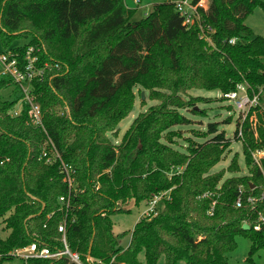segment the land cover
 Here are the masks:
<instances>
[{"label": "trees", "instance_id": "obj_1", "mask_svg": "<svg viewBox=\"0 0 264 264\" xmlns=\"http://www.w3.org/2000/svg\"><path fill=\"white\" fill-rule=\"evenodd\" d=\"M257 9L264 11V0H210L200 11L204 25L214 31L212 47L198 28L185 26L173 2L156 5L135 22L125 0H0L5 46L30 38L14 51L24 54L38 45L44 49L42 62L62 67L35 83L48 135L30 125L27 107L19 117L11 115L21 96L0 98V221L14 211L4 221L10 235L0 237V262L13 260V252L33 243L62 251L64 222L70 249L84 261L90 256L103 264H142L144 254L146 264L162 258L164 264H229L236 238L244 236L253 243L248 260L253 262L264 250V224L254 230L264 216V160L261 168L252 157L264 150V37L252 39L245 22ZM232 39L238 42L231 45ZM240 85H247L251 95L262 92L259 106L243 123V140L238 129L235 134L250 175L220 187L225 173L212 170L232 142L217 123L208 127L212 138L204 134V142L186 153L163 136L190 125L182 111L201 113L198 99L182 95L191 90L225 94ZM12 86L10 78L0 77V92ZM136 87L161 104L140 114L122 142L114 144L109 135H118L134 111ZM48 138L77 172L69 212L59 202L69 195L59 167L39 159ZM238 162L236 156L228 171L239 173ZM185 165L182 174L167 176ZM169 191L164 209L136 225L128 248L120 246L112 217L129 213L131 203L151 202ZM30 264L70 263L62 258Z\"/></svg>", "mask_w": 264, "mask_h": 264}, {"label": "rangeland", "instance_id": "obj_2", "mask_svg": "<svg viewBox=\"0 0 264 264\" xmlns=\"http://www.w3.org/2000/svg\"><path fill=\"white\" fill-rule=\"evenodd\" d=\"M172 1L173 0H143L141 4L137 5L134 0H125V4L128 9L135 11L133 20L135 22H139L146 18L148 15H150L156 5ZM206 5H209L207 1ZM245 24L253 31L254 36H252V39L258 36L264 37L263 10L257 9L252 15L247 18ZM30 41V38L18 39L7 47L3 43L0 35V52L5 53L7 51L18 50L30 44ZM206 43H208L209 46H214L212 38L207 40ZM35 47H38V45H35ZM163 93L169 94L168 92L164 91ZM142 94L145 95V99H143ZM135 95L136 104L134 107V111L129 117L122 121L119 126L120 132L118 135H109L111 141L114 144H120L122 142L125 134L131 128L133 122L136 118H138L140 114L146 113L151 107H156L160 105L162 101L150 98L149 92L145 91L142 87H136ZM19 96L20 93L13 86L0 92V98L3 100H13L18 98ZM182 97L185 100H190V98L198 99L196 110L201 111V113L195 114L192 111L190 112L189 110L182 111L181 113L184 114L186 118L191 121L190 125L174 127L171 131L164 134V142L170 145V147L176 149L177 151L186 153L187 149L191 145L204 142V139L202 138L204 134L207 135L208 139L212 138L213 136H208L207 134L208 127L212 123H217L219 133L225 132L226 137L232 142V147L225 153L222 162L212 170L213 174L220 173L222 171L225 173V176L220 183V187H222L224 182H226L228 179L234 177H245L250 175L245 162L243 145L238 140L241 138L238 135L237 139L235 135L237 129L239 131V128L243 125V121L247 119L250 112H239L238 110H236V108L231 103L223 99V94L220 91L208 92L205 90H191L187 94L182 95ZM18 105L16 106V108L18 107ZM18 108H20V105ZM60 113H63V111L60 110ZM229 119L231 120V123L226 124V121H228ZM251 123L253 125L255 123L254 116L251 118ZM242 140L243 139H241V141ZM236 156L238 157L239 161V173H232L228 171V168L231 166ZM186 168L187 165L180 169L184 171ZM174 174L175 173L172 171L168 173L167 176L171 178V176ZM169 194V192L159 194L161 196H164V198L162 197V202H160L158 205L159 213L164 209L165 201L170 196ZM150 207H152V204L150 202H143L140 205H135L134 203H131L130 205H128V209L130 210L129 213L118 214L112 217L114 233L116 235L121 236L120 246L125 249L128 248L131 242L132 232L134 231L136 225L141 220L149 219L147 217L153 216L152 214H145V211H147ZM13 212L9 213L5 217V219L0 221V237L3 239H7L10 235V231L6 229V224L4 221L8 219L13 214ZM236 243V251L228 255L229 264H264V250H261L257 254H255L252 257L253 262H249L248 260L250 258V252L253 243L244 236L237 237ZM140 261L142 264H146L144 254L140 256ZM0 264L24 263L19 257H14L13 260H6L0 262ZM159 264H164V258L160 260ZM179 264L185 263L181 262Z\"/></svg>", "mask_w": 264, "mask_h": 264}, {"label": "built area", "instance_id": "obj_3", "mask_svg": "<svg viewBox=\"0 0 264 264\" xmlns=\"http://www.w3.org/2000/svg\"><path fill=\"white\" fill-rule=\"evenodd\" d=\"M137 5L141 4L143 0H134ZM176 6L177 13L183 18L184 24L187 28H198L200 31V38L202 40H209L214 34L213 29L206 27L203 22L201 9L207 10L206 0H173ZM237 39L230 41L231 45L237 43ZM44 54V49L41 46H30L27 48L24 54L18 51H7L5 53L0 52V77H7L12 80L13 87L20 93L21 101L15 110L11 113L13 117H19L24 108L28 109V122L34 128L41 129L47 135L46 128L44 126L42 107L38 103V95L35 90V83L45 80L47 74L54 71H62V67L59 64H52L49 62H42L41 56ZM262 92L253 95L250 94L247 85H240L234 92L223 94V99L231 103L239 112H250L260 104V95ZM246 120V119H245ZM243 121V123L245 122ZM239 137L243 139V125L239 128ZM254 163L262 168V160H264V151H256L252 153ZM40 160L44 161L47 166L59 167L61 174L63 175L64 183L68 186L69 195L61 197L59 202L63 204L66 211L70 210L71 195L76 189V176L77 172L74 167L68 164L62 157L61 153L57 149L55 143L48 138L46 143L41 147ZM182 169H178L175 174H182ZM173 176V175H172ZM171 176V177H172ZM168 193V192H166ZM171 193V191H169ZM170 195V194H169ZM162 197L155 196L150 202L152 207L145 211L146 215L152 214L147 218L156 217L158 212V205L162 202ZM170 200V196L168 199ZM249 203L254 204L253 198H249ZM242 206V200L239 199L237 207ZM214 207L210 212L213 215ZM264 224V216L259 217L258 224L254 227V230L261 231V226ZM247 226V223H245ZM59 233L63 235L62 242L64 249L62 251L51 252L47 247H40L38 243H33L28 247L16 250L12 253L13 257H19L24 264H30L32 260H56L65 258L70 264H102L100 261H94L92 258H88L84 261L82 256L73 252L67 242L66 238V222L62 223L59 227Z\"/></svg>", "mask_w": 264, "mask_h": 264}, {"label": "water", "instance_id": "obj_4", "mask_svg": "<svg viewBox=\"0 0 264 264\" xmlns=\"http://www.w3.org/2000/svg\"><path fill=\"white\" fill-rule=\"evenodd\" d=\"M142 97H143V99H145V95L144 94H142ZM44 209H45V206L43 207V210L41 211V213L39 215H41L43 213ZM34 217H32V218H34ZM89 258H90V256H89Z\"/></svg>", "mask_w": 264, "mask_h": 264}, {"label": "crops", "instance_id": "obj_5", "mask_svg": "<svg viewBox=\"0 0 264 264\" xmlns=\"http://www.w3.org/2000/svg\"><path fill=\"white\" fill-rule=\"evenodd\" d=\"M206 1H207V3L209 4V1H210V0H206ZM208 7H209V5H208Z\"/></svg>", "mask_w": 264, "mask_h": 264}]
</instances>
